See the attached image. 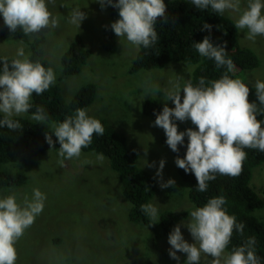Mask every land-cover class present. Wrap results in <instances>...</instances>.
Wrapping results in <instances>:
<instances>
[{
	"label": "clouds",
	"instance_id": "obj_1",
	"mask_svg": "<svg viewBox=\"0 0 264 264\" xmlns=\"http://www.w3.org/2000/svg\"><path fill=\"white\" fill-rule=\"evenodd\" d=\"M101 7L111 6L119 10V19L111 24L115 35L126 39L136 48H150L158 40L157 21L163 18L168 22L165 0H97ZM49 0H0V15L4 25L11 33L21 30L24 35H38L45 30L59 27V18L48 7ZM197 9H211L217 15L227 11L239 13L235 28L246 30L247 39L255 41L264 36V0H247L241 8V0H190ZM86 14L80 8H73L68 22L80 27ZM212 26L205 23L204 30L211 31ZM193 47L201 57L213 60L217 69H226L219 79L206 80L201 76L196 85L191 79L181 86L180 80L163 91V99L172 101L174 107L165 103L161 112L155 113L153 126L164 130L166 144L176 153L180 145L188 138L186 155L175 159L177 167L186 173L194 174L197 191L205 192L208 182L217 175L237 177L242 173L243 162L247 159L245 149L264 152V121L258 115H264V81L254 84L256 102H250L251 89L243 80L232 78L235 65L227 56V42L214 45L210 36ZM56 75L51 67H45L39 60L33 61L25 54L23 47L17 50V57L9 63L2 59L0 67V128L16 131L22 128L14 116L29 113L33 107V94L42 95L55 84ZM183 93V100L181 99ZM31 120L47 124L46 141L50 150L59 142L58 163L65 166V160L79 159L82 150L88 148L94 136H103L105 128L102 122L88 115L84 108H77L62 122L49 121L43 107L31 114ZM191 121L195 126L179 131V122ZM96 155V161L103 163V153ZM84 164L92 161L85 160ZM166 161L159 162L155 177L160 187H175L176 181H163V169ZM149 167H155V162ZM47 196L39 188H34L31 198L27 195L18 202L16 194L0 198V264H16L17 242L24 236L42 214ZM227 199L223 195L210 198L202 207H194L189 213L190 220L184 226L189 230L194 243H189L176 225L170 232L168 243L172 259L180 261L178 252L187 256L185 264H200L202 255L210 257L208 264H261L256 252L255 236L247 237L244 242L228 251L233 234L244 236L245 224L238 223L235 215H230L224 207ZM141 211L155 225L159 210L152 203L141 205Z\"/></svg>",
	"mask_w": 264,
	"mask_h": 264
},
{
	"label": "rangeland",
	"instance_id": "obj_2",
	"mask_svg": "<svg viewBox=\"0 0 264 264\" xmlns=\"http://www.w3.org/2000/svg\"><path fill=\"white\" fill-rule=\"evenodd\" d=\"M246 4L247 0H241L242 9ZM48 7L59 18V27L28 36V39L44 38L43 56L55 72L63 97L70 101L83 85L97 84L96 99L86 108L88 115L104 118L109 125L123 132L128 146L137 152L138 165L143 169L155 175L159 162L166 161L163 181L174 179L176 186L162 189L159 178H156V191L150 203L158 208L159 214L164 210L187 212L175 226L181 225L184 238L194 243L183 222L188 223V212L197 206L191 201L188 184L182 180L180 168L175 164L177 155L162 140L166 136L164 130L153 126L152 116L145 114L143 107L149 99L174 107L172 101L163 99V91L171 88L176 80H180L183 86L196 65L171 61L160 68L130 73L129 68L139 48L126 39L120 41L116 35L115 51L106 50L102 43L105 27L120 18L119 11L113 14L109 6L102 8L97 0H49ZM77 7L86 14L80 27L68 22L70 11ZM224 15L235 22L239 13L227 11ZM237 32L240 45L253 50L261 60L259 67L243 71L241 79L248 85H254L257 80L264 81V36L252 41L247 39L246 30L237 29ZM77 36L92 53L79 73L59 80L62 56ZM20 47L30 56L29 42L15 35L0 38L2 55L16 58ZM21 116L30 118L31 114ZM176 123L179 131L195 130L190 120ZM59 147L25 163L0 165V168L10 167L14 173L21 170L27 176L24 184L0 189V198L16 194L21 202L25 195L31 198L34 188H39L47 196L42 214L16 244V264H149V259L154 257L147 252L151 244L148 240L150 231L130 221L131 204L124 198L109 160L106 158L101 164L96 161L95 152L82 151L79 159L65 160V166L61 167L58 163ZM85 160L92 163L84 164ZM153 162L155 167L147 166ZM262 166L264 163L253 169L251 185L264 200ZM168 237L169 234L159 242V247L168 252L159 264L185 263L187 256L184 253H177L179 262L170 257ZM210 259L201 257L203 262Z\"/></svg>",
	"mask_w": 264,
	"mask_h": 264
},
{
	"label": "trees",
	"instance_id": "obj_3",
	"mask_svg": "<svg viewBox=\"0 0 264 264\" xmlns=\"http://www.w3.org/2000/svg\"><path fill=\"white\" fill-rule=\"evenodd\" d=\"M168 22L163 18L158 19L156 30L158 40L150 48L141 46L131 63L130 73H137L141 70L160 68L168 62H185L195 64L196 67L189 79L196 85L201 76L206 80L219 79L224 68L217 69L213 60L201 57L193 47L194 42H201L205 36H210L214 45L227 42V56L235 65L233 73H229L232 78L241 79V73L247 69L257 68L261 60L253 50L240 45L235 22L226 15H217L211 9L201 11L190 3V0H170L166 1ZM110 7L113 14L118 13V9ZM207 23L212 26L211 31L204 30L203 25ZM15 35L17 38L27 41L30 44V59L39 60L45 67H49L47 60L43 56L42 44L44 38L41 36L28 39L21 30L11 33L4 25L3 17L0 15V38ZM103 46L108 51H115L116 38L107 25L103 32ZM92 51L86 48L79 36L70 44L67 51L62 56V71L59 80H63L69 75L79 73L87 62ZM7 57L9 63L13 57L0 54V67L2 59ZM236 70V71H235ZM242 80V79H241ZM251 89L250 102H256L254 85H248ZM98 86L95 83L83 85L74 98L67 101L61 92L59 81L46 90L42 95L33 94L32 104L28 114H32L38 107H43L49 116V121L62 122L68 115L74 114L75 109H86L91 105L97 96ZM183 100V93H181ZM164 104L158 100L149 99L145 102L143 112L152 116L155 121V113L163 110ZM3 115L0 114V119ZM259 120L264 121V115H258ZM22 125L16 131L0 128V165L11 163H25L30 159L38 157L43 152L50 149L46 141L47 132L51 134L52 129L46 124L37 123L25 116H14ZM99 119L104 128L103 136H94L92 144L83 149L84 152L103 153L109 160L110 168L117 175L120 189L124 198L131 204L129 219L141 227H146L150 234L148 240L151 244L148 247L150 257L149 264H159L164 254H168L159 247V242L170 234L175 224L186 217L187 212H172L164 210L158 215L155 225H149V220L141 211V205L150 203L153 198L157 179L155 175L138 165L137 152L128 146L127 136L109 125L104 118ZM167 137H163L166 144ZM56 147H59L57 138L53 135ZM188 138L180 145L179 153L175 155L184 157L187 151ZM168 146V145H167ZM247 159L243 162L242 173L237 177L217 175L214 181L208 182V189L205 192L197 191V180L194 174L186 173L180 168V176L186 182L188 195L191 201L202 207L207 201L216 196L223 195L227 199L224 206L230 215H235L237 222L245 224L244 236L234 233L228 251L244 242L247 237L255 236L256 252L264 264V200L262 196L252 187L253 169L264 163V152L254 149H245ZM264 168V166H262ZM27 176L21 170L12 172L10 167L0 168V189L7 186L21 185L26 183ZM264 195V188L262 190ZM264 197V196H263ZM166 252V253H165ZM185 264V263H183ZM200 264H208L201 261Z\"/></svg>",
	"mask_w": 264,
	"mask_h": 264
}]
</instances>
